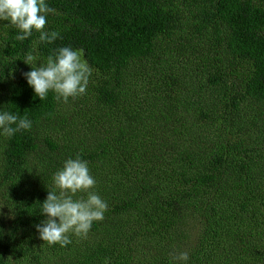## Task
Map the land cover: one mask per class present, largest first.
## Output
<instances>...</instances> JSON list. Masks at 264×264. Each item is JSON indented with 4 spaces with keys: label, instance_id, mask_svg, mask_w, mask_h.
Wrapping results in <instances>:
<instances>
[{
    "label": "trees",
    "instance_id": "obj_1",
    "mask_svg": "<svg viewBox=\"0 0 264 264\" xmlns=\"http://www.w3.org/2000/svg\"><path fill=\"white\" fill-rule=\"evenodd\" d=\"M48 3L52 44L0 21V110L33 122L0 135V264H264V0ZM34 46L81 50L86 93L40 100ZM77 155L108 210L61 247L34 225Z\"/></svg>",
    "mask_w": 264,
    "mask_h": 264
},
{
    "label": "clouds",
    "instance_id": "obj_2",
    "mask_svg": "<svg viewBox=\"0 0 264 264\" xmlns=\"http://www.w3.org/2000/svg\"><path fill=\"white\" fill-rule=\"evenodd\" d=\"M55 11L48 0H0V21H8L18 29L15 38L19 41L31 37L34 31L39 33V43L52 44L60 38L58 31L46 29L48 16ZM34 52L35 46L22 59L31 68L23 76L40 100L46 99L49 92L64 102L86 93L93 69L83 58L81 50L60 47L39 64V57ZM32 127L33 122L27 114L0 110V135L11 138ZM52 181L54 187L40 203V214L46 218L34 227L41 240L65 247L72 242V235L86 238L94 222L105 218L108 204L94 191L95 177L88 161L79 155L66 159L54 173ZM78 193L86 194V198L79 197ZM189 259L187 251L174 257L178 264H188ZM105 264H109L107 259Z\"/></svg>",
    "mask_w": 264,
    "mask_h": 264
},
{
    "label": "rangeland",
    "instance_id": "obj_3",
    "mask_svg": "<svg viewBox=\"0 0 264 264\" xmlns=\"http://www.w3.org/2000/svg\"><path fill=\"white\" fill-rule=\"evenodd\" d=\"M6 210V209H5Z\"/></svg>",
    "mask_w": 264,
    "mask_h": 264
}]
</instances>
